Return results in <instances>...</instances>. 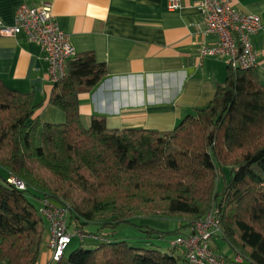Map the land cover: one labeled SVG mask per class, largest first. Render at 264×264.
Instances as JSON below:
<instances>
[{
    "label": "trees",
    "instance_id": "1",
    "mask_svg": "<svg viewBox=\"0 0 264 264\" xmlns=\"http://www.w3.org/2000/svg\"><path fill=\"white\" fill-rule=\"evenodd\" d=\"M107 74L93 52L68 62L67 76L55 83L49 99L65 113L62 124L43 122L35 94L11 89L0 76V167L8 173L0 184V264L41 263L45 221L51 239L50 222L40 212L45 200L69 209L70 233L107 239L77 236L88 246L54 264H190L174 241L182 253L113 234L136 218H170L182 221L177 238L186 237L192 223L211 211L221 218L212 238L215 252L230 264H264V85L256 69L228 66L213 101L167 132L112 130L104 115L93 116L86 126L80 95ZM224 167L230 178L223 174L219 191ZM10 175L27 190L10 184ZM94 223L98 231L85 230ZM215 237L235 251L234 257L214 247ZM238 254L242 263L235 260Z\"/></svg>",
    "mask_w": 264,
    "mask_h": 264
},
{
    "label": "crops",
    "instance_id": "2",
    "mask_svg": "<svg viewBox=\"0 0 264 264\" xmlns=\"http://www.w3.org/2000/svg\"><path fill=\"white\" fill-rule=\"evenodd\" d=\"M230 1L236 10L261 18L262 28L252 35V43L256 74L264 85V0ZM45 2L53 5L54 17L77 53L93 52L107 68V77L80 95L86 126L93 116L104 115L112 130L167 132L206 108L226 81L224 59L207 57L197 67V43L216 41L204 35L200 0H178L176 10L170 8L172 0H0V23L14 25L22 4ZM0 76L11 89L35 94L42 103L37 114L43 122H66L65 113L49 104L55 84L39 44L24 35H0ZM48 234L40 264H47L51 254L50 230ZM213 245L234 257L221 238L215 237Z\"/></svg>",
    "mask_w": 264,
    "mask_h": 264
},
{
    "label": "built area",
    "instance_id": "3",
    "mask_svg": "<svg viewBox=\"0 0 264 264\" xmlns=\"http://www.w3.org/2000/svg\"><path fill=\"white\" fill-rule=\"evenodd\" d=\"M170 8L172 10L179 8L178 0H172ZM199 8L205 25L204 35L216 38V41L197 43L199 58L197 67L203 65L205 58L213 57L224 59L234 70L256 69L257 52L252 43V35L262 28L261 18L236 10L230 0H200ZM0 35L6 37L24 35L28 41L39 44L54 84L67 76L68 62L78 55L69 35L59 27L53 14V5L49 2L39 6L20 5L16 11L14 25L0 23ZM8 182L20 190H27L26 183L15 175H10ZM68 211V208L54 206L47 200L43 202L40 210L50 222L51 264L63 259L74 235L99 242L107 240L98 235L85 236L81 231L70 233L66 223ZM220 219L218 211H211L205 218L192 223L190 235L179 237L173 242L174 246L183 249L185 259L190 264H230L216 253L212 246L213 236L220 232ZM235 260L242 263L243 258L238 254Z\"/></svg>",
    "mask_w": 264,
    "mask_h": 264
},
{
    "label": "rangeland",
    "instance_id": "4",
    "mask_svg": "<svg viewBox=\"0 0 264 264\" xmlns=\"http://www.w3.org/2000/svg\"><path fill=\"white\" fill-rule=\"evenodd\" d=\"M222 172V173H221ZM221 177L218 181V190L221 191L224 186L225 178L224 175L226 174L227 178H230V169L228 167H224L223 171H221ZM224 174V175H223ZM8 176V173L0 167V184L4 183L5 177ZM32 201L36 202L34 198ZM153 220H143L140 218H136L133 220V224H121L119 227L115 229V233L113 234L115 238L118 240H129V241H140L146 242L150 241L156 246H160L161 249L165 252L175 251L176 254H180L181 248H173L172 241H175L179 234L177 230L182 229V221L180 219H170V218H149ZM46 222L47 234L49 235V224ZM99 226L97 224H90L89 226L85 227L86 231H98ZM146 228L158 230V233H148ZM71 231L73 232L74 229L71 227ZM105 234H109L111 231L109 228L103 230ZM116 239V240H117ZM46 240V237H45ZM144 243H139L138 246L143 247ZM81 246L87 247V243H81V239L77 236H74L72 242L68 246L66 250V257H69L72 252L80 248ZM45 248V247H44Z\"/></svg>",
    "mask_w": 264,
    "mask_h": 264
}]
</instances>
